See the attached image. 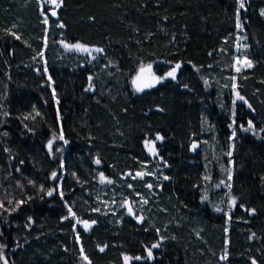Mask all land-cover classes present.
I'll return each instance as SVG.
<instances>
[{
    "label": "trees",
    "instance_id": "obj_1",
    "mask_svg": "<svg viewBox=\"0 0 264 264\" xmlns=\"http://www.w3.org/2000/svg\"><path fill=\"white\" fill-rule=\"evenodd\" d=\"M256 1L242 11L239 0H0V195L9 206L0 243L9 261L264 264ZM239 16L254 65L236 73ZM62 41L102 55L67 52ZM151 63L164 80L136 93L132 78ZM234 89L243 101L234 103ZM250 122L255 133L243 132ZM157 137L155 166L145 143ZM229 174L237 204L227 215L205 201L203 182Z\"/></svg>",
    "mask_w": 264,
    "mask_h": 264
},
{
    "label": "rangeland",
    "instance_id": "obj_2",
    "mask_svg": "<svg viewBox=\"0 0 264 264\" xmlns=\"http://www.w3.org/2000/svg\"><path fill=\"white\" fill-rule=\"evenodd\" d=\"M246 1H251V0H243L244 7L243 8L240 7L242 11H246V7L248 6V3ZM252 1H256V0H252ZM259 1H262L264 3V0H258L256 2L258 3ZM240 2L241 0H239V6H240ZM262 2H259V3L262 4ZM50 10L55 11L54 8ZM262 12H264V8L261 9V13ZM244 30H245V27L242 24L241 18L239 16L238 23H237L236 53L234 56V70L236 73L241 70L250 68L247 65L246 61H250L251 65L252 66L254 65V63L250 60L247 54L248 45L246 44V36L244 35V32H245ZM60 44H61V47L65 51L70 52V53L80 54V55L89 57L90 59H94L102 55V51H95V49H99V48L86 46L81 43L62 41ZM77 44L82 45L83 47L89 49V51L85 52V51L77 50L74 47H65V45L72 46V45H77ZM44 65L46 67V64ZM156 78H159V79H156ZM163 80H164L163 75H160L157 73L155 63L144 64V65H141L137 69L135 75L133 76L132 88L136 93H141L145 90L156 87ZM139 86H143L142 91L138 90ZM237 94L238 92L234 89V92H233L234 103L244 100V99H239ZM232 107H233V103H232ZM253 126L249 125L247 128H243V132L255 133ZM159 142H162V139L156 138L154 140H147L145 143V149L147 153L149 154V156L151 157L153 163H156L155 166L162 165V162H163V160L159 156V150L157 147V144ZM210 175H212V173H210ZM230 175L232 178V174ZM100 179L104 184L111 183L110 180L105 179L103 176H101ZM231 185H232V182H231V179H229V175L221 179H216L215 176L213 177L209 176L203 182L204 199L215 209L217 213L223 212L229 215L234 210L237 204V199L231 193ZM233 200H235V204H233ZM7 209H9V206L7 205L4 197L0 195V211H3V210L6 211ZM5 250H6V247L2 243H0V264H13L11 261L8 260L10 256H9V253H7V251ZM152 257H153L152 254L149 255L150 259H152ZM137 260H140V258H132L129 256H125L124 264H133V262Z\"/></svg>",
    "mask_w": 264,
    "mask_h": 264
},
{
    "label": "snow or ice",
    "instance_id": "obj_3",
    "mask_svg": "<svg viewBox=\"0 0 264 264\" xmlns=\"http://www.w3.org/2000/svg\"><path fill=\"white\" fill-rule=\"evenodd\" d=\"M240 7H241V8L244 7L243 0H241V2H240ZM53 14H55V13H53ZM261 15H264V12H262ZM61 26H63V25H61ZM65 47H74V48H76L77 50H81V51H85V52H88V51H89V49H87V48H85V47H83L82 45H79V44H77V45H72V46L65 45ZM95 51H102V49H95ZM246 63H247V65H248L249 67L252 66L250 61H246ZM176 67L179 68L180 65H176ZM168 75L171 76L173 79L175 78V73H174V72H169ZM138 79H139V78H138ZM156 79H159V78H156ZM149 86H150V85H149ZM138 90H141V91H142V90H143V86H139V87H138ZM237 95H238V98H239V99H243V97H240L239 94H237ZM250 126H251V122H250ZM157 139H162V137H157ZM49 147H51V145H49ZM229 155H230V153H229ZM165 179H167V177H165ZM229 179H231V175H230V174H229ZM49 195H51V193H49ZM233 204H235V200H233ZM217 210H219V209H217ZM69 211H71V209H69ZM85 227H86V228L89 227V225L87 224V222H85ZM153 247H158V245H153ZM100 250L103 251L104 249L101 248ZM149 255H151V252H150V251H149ZM85 259H86V257H85ZM126 259H127V258H126Z\"/></svg>",
    "mask_w": 264,
    "mask_h": 264
},
{
    "label": "water",
    "instance_id": "obj_4",
    "mask_svg": "<svg viewBox=\"0 0 264 264\" xmlns=\"http://www.w3.org/2000/svg\"><path fill=\"white\" fill-rule=\"evenodd\" d=\"M62 6V3H60L59 5H58V8H60ZM54 13V11H52V14Z\"/></svg>",
    "mask_w": 264,
    "mask_h": 264
}]
</instances>
